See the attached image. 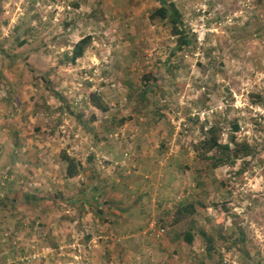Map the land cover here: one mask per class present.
Returning a JSON list of instances; mask_svg holds the SVG:
<instances>
[{
	"label": "rangeland",
	"instance_id": "374dc122",
	"mask_svg": "<svg viewBox=\"0 0 264 264\" xmlns=\"http://www.w3.org/2000/svg\"><path fill=\"white\" fill-rule=\"evenodd\" d=\"M262 113L264 0H0V264H264Z\"/></svg>",
	"mask_w": 264,
	"mask_h": 264
},
{
	"label": "trees",
	"instance_id": "16d2710c",
	"mask_svg": "<svg viewBox=\"0 0 264 264\" xmlns=\"http://www.w3.org/2000/svg\"><path fill=\"white\" fill-rule=\"evenodd\" d=\"M150 16L153 17H160L163 20H168L170 24V31L173 35L177 36V40L182 44L183 42L188 43L190 40L186 39V32L185 30L179 29V25L181 24V13L178 9L171 4L170 7L161 4L160 6L153 9L150 13ZM5 24V23H4ZM193 39L194 36H193ZM89 37L84 36L81 38L74 46L72 51L71 59H75L77 56H80L83 53L85 45L89 42ZM144 83L151 81L152 77L150 74H146L144 77ZM146 90H142L141 98L146 99ZM232 129L237 130L238 125L237 123H232ZM220 131L217 127L211 126L207 134L204 132L201 139L196 143L195 150L201 155L202 159L213 161V165H225V164H234L235 160L240 158H246L252 154V146L249 145L246 141L243 142H236L234 141L233 137H231V143H220L219 142ZM215 152V154L208 155L209 152ZM62 160L65 163V174L68 177H72L78 174V167L79 164L70 155L63 153ZM13 199L11 200V202ZM106 204V203H102ZM98 208L96 209L97 213H103V211H98L101 208L100 203L97 204ZM214 207L219 209V203H215ZM101 210V209H100ZM195 213L194 203L189 201L188 203H180L176 210L174 211L172 223L176 224L182 219L189 217L190 215ZM192 226H188L187 229L183 232V241L188 244H191L193 241V233H192ZM89 237H87L88 239Z\"/></svg>",
	"mask_w": 264,
	"mask_h": 264
},
{
	"label": "built area",
	"instance_id": "2783aa9c",
	"mask_svg": "<svg viewBox=\"0 0 264 264\" xmlns=\"http://www.w3.org/2000/svg\"><path fill=\"white\" fill-rule=\"evenodd\" d=\"M199 36H200V32H198V40H199ZM264 116V113H262ZM165 231V228L162 226H157V223L154 221H151L149 224V229L148 232L150 233H154L157 237H159L160 235H162ZM226 262V259H225Z\"/></svg>",
	"mask_w": 264,
	"mask_h": 264
}]
</instances>
